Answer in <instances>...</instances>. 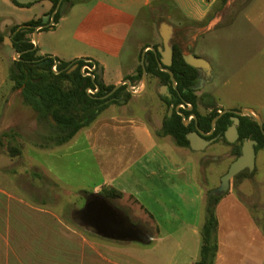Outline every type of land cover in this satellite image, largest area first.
<instances>
[{
  "label": "rangeland",
  "instance_id": "374dc122",
  "mask_svg": "<svg viewBox=\"0 0 264 264\" xmlns=\"http://www.w3.org/2000/svg\"><path fill=\"white\" fill-rule=\"evenodd\" d=\"M84 1L77 12H58L55 31L40 29L34 46L38 47L40 40L41 46L53 49L66 38L75 50L95 53L105 64L106 77L115 79L120 64L136 73L139 54L146 45L160 44L159 24L165 22L177 30L175 40L184 53L192 51L212 65L214 78L200 92L211 94L219 109L252 108L264 124V0H155L147 8L133 6L126 10L114 0ZM48 9L49 3L44 0L25 7L0 0V134L14 130L13 138H3L4 145L0 146V229H7L9 223L14 226L15 237L20 232L12 248L3 246L0 239V264H76L81 237L123 247L127 254L122 257L132 263L142 259L149 264H186L190 257H199L201 236L192 232L193 224L203 223L207 194L219 186L220 177L235 158L238 143L212 141L195 153L196 164L187 155L174 154L164 147L172 166L171 178L180 187L181 202L176 197L167 211L158 208L155 212L165 231L173 236L155 233L151 221L127 199L111 202L129 221L154 235L148 244L98 237L92 229L79 225L73 213L84 206L95 186L108 178L112 163L114 135L111 128L100 126L102 122L123 121L116 125H122L128 133L132 131L129 121L137 123L146 117L156 133L167 107L156 92L158 80L148 76L144 95L129 98L126 104L110 105L100 114L97 128L101 127L102 140L94 142L91 137L73 145L83 134L79 131L69 144L41 148L39 134L46 122L25 103L21 89L14 88L9 79L10 67L19 54L4 38L10 39V27L16 23L31 19L42 22L49 15ZM73 32L77 33L76 40ZM121 42L124 47L119 57L110 58V51L119 50ZM140 84L141 80L135 82L132 90ZM141 106L147 110L144 112ZM197 108L202 113L208 110L200 102ZM8 140L21 149L19 155L9 153ZM196 183L204 187L203 207L196 197ZM221 196L215 210L220 226L218 241L224 246L247 248L242 237H247L252 228L245 222V213L264 235V149L257 152L253 170L244 169L239 177L232 178ZM180 227L177 234L175 229ZM260 248L254 255L264 264V243ZM247 251L252 254L251 249Z\"/></svg>",
  "mask_w": 264,
  "mask_h": 264
},
{
  "label": "trees",
  "instance_id": "16d2710c",
  "mask_svg": "<svg viewBox=\"0 0 264 264\" xmlns=\"http://www.w3.org/2000/svg\"><path fill=\"white\" fill-rule=\"evenodd\" d=\"M11 1L20 7L29 6L33 3L20 4L16 0ZM50 1L52 2V7L48 12L49 14L55 9L59 0ZM78 1L62 0V2H67L70 5ZM225 1L223 0V2ZM59 18L60 14L56 11L53 16V22L56 23ZM38 24H41L40 19L29 20L10 28L12 48L15 52H19V57L14 60L13 65L10 67L9 79L13 82L14 88L21 89L25 103L37 112L40 120L46 122L44 131L39 134L40 143L38 145L41 148H54L70 141L82 127L90 125L110 104H118L121 99L127 102L131 94L126 90V85L123 84L108 97L100 98L99 96L108 93L114 85H105L102 79L97 81V75H94V77L83 75L81 67L85 64L84 58L65 62L49 55L37 56V47L33 49L34 44L31 40L33 39L34 27ZM49 28H53V24L46 27V29ZM150 55L153 56V53H150ZM145 60L148 62L145 67L146 72L157 75L159 67L156 59L146 57ZM180 60L182 61V55L179 47L176 46L174 48L173 65H176ZM54 61H58L56 71L52 70ZM75 64V69L68 72ZM91 64L93 65V63H89V65ZM134 71L137 74H128L123 77L128 79L131 85L141 80L142 66L140 63ZM190 79H194V74L191 75ZM166 80H168V76L164 79V82ZM182 87L177 86V89L180 91ZM96 88L98 90L95 94L88 92V89ZM171 90L175 91L173 88ZM213 100L211 94H204L201 98L193 96L189 99L194 106L193 111L196 112L198 126L204 132L211 130L212 119L218 115L219 110H222L215 106ZM198 102L204 108H211V110L204 113L196 111ZM168 105H170V102ZM184 114L186 117L188 112H184ZM232 115V113H224L217 119L212 135L216 137V141L220 139L225 141L223 134L229 124H231L229 117ZM194 129V122L191 125H184L181 115L173 110L170 116L165 115L161 129L157 131V134L159 136L170 135L176 145L189 147L186 134ZM238 133L239 143L236 145L235 156L240 154L241 140L243 138L257 140L259 141L257 149L264 148V133L252 117L248 115L239 117ZM13 136L14 130L12 129L1 132L0 146L4 145L3 138L9 137V139H12ZM7 149L11 155H19L21 153V149L13 145L10 140L7 141ZM241 174L242 171L234 178L239 177ZM84 192L87 193L86 191ZM98 193L110 201L121 199L123 196L121 191L111 186L103 187ZM221 197V195H210V191L207 194L204 220L200 229V252L194 264H214L218 251V220L215 215V208ZM95 235L98 236L97 234Z\"/></svg>",
  "mask_w": 264,
  "mask_h": 264
},
{
  "label": "crops",
  "instance_id": "0c3cea01",
  "mask_svg": "<svg viewBox=\"0 0 264 264\" xmlns=\"http://www.w3.org/2000/svg\"><path fill=\"white\" fill-rule=\"evenodd\" d=\"M44 1L49 3V9L47 10L48 13L50 8L52 7V2L50 0ZM153 1L155 0H114V3L121 10H126L133 6L144 9L146 7H149ZM65 3L67 4V6L62 15L66 14L67 10H69L70 12H77L79 8L84 6L85 1L83 2V0H81L72 5L67 2ZM194 19H198V17ZM58 21L56 23H54L53 21L50 23L53 24V28H51L54 29L53 31H55V25L58 23ZM14 25H18V23ZM41 33L42 32H40V34ZM76 34L77 33L73 32L74 39L76 37ZM31 41L33 42V39ZM61 43L62 45H60L59 41V44H57V46H55L53 49H46L43 47V45L41 46V41L39 40L36 55H49L53 58H57L65 62L84 58L90 63L94 62L95 64H99L102 68V81L105 85H115L119 83L123 80V77L125 75L130 74L132 71V68L124 70L123 65L120 64L117 68L116 78L108 79L106 77L105 64L97 59L99 57L95 53H87L75 50V45L72 42H67L66 38L62 39ZM123 47L124 46H122L121 42L119 50L112 52L110 51V58H118V54L120 51H122ZM142 95H144V92L140 95L131 94L130 99L141 97ZM120 103L126 104L125 102ZM107 108H105L104 110H106ZM141 110H144L145 112L147 108L141 106ZM100 114L94 119L92 123H90V125L82 127L79 130L83 134L81 136H79V134L78 137H76L77 140H75L73 144L78 145L81 140H88L91 137L93 138L94 142L102 140L103 138H100L99 135V133H101L100 126L104 128H111V131L113 132L114 138L112 142L113 146L111 148L112 163L111 167L109 168V175L108 178L104 179L101 184L95 186L93 192L98 193L105 186L116 188L123 193L121 199H127L132 202V204L142 212L144 217H146L147 220L151 221V223L155 227V233L160 235L163 233L166 234L167 230L165 231L162 225L163 222L158 219V217H156L155 210L158 208H165L167 211L168 208L172 206L171 203H173V200L176 197H178L179 201L181 202V195L178 192L180 187L175 184L171 178L173 176V171L171 169L172 166L167 162L166 158L168 157V155L166 154L164 147L167 146L171 148L174 154L187 155L194 164L197 163V156L195 153H197L198 151L192 150L190 147H182L178 145L172 146V141L168 138L169 136H159L157 132H153L151 123L146 117L143 120L137 121V123L129 121V129H131L132 131H129L128 133L125 127H123L122 125H116L117 123L122 124L123 121H114L116 119H111L110 121L112 122L104 121L99 126V128H97L99 123V120L97 119L99 118ZM95 125L97 129H94ZM69 143L71 142L68 141L65 144ZM159 146H162L163 149L159 148ZM194 185L198 190V194L196 195V197L198 198L200 206L203 207L204 187L199 186L197 183ZM218 205H216L215 210L218 208ZM245 216V222L250 225V228H252V232L247 237H242V239L246 241L247 248L234 246L230 247V245H225V247L223 242L218 241V251L214 260V264H228L230 262L232 264H262L260 258L255 256L254 254L258 250L261 251L260 246L262 245V243H264V235H262L260 227L255 224L254 219L246 213ZM179 222H182V220ZM202 224L203 223L199 224L195 222L193 224L194 226L192 228V232L194 234L200 235ZM219 228L220 226L218 223L217 234L219 232ZM180 229L181 227L176 228L175 232L178 234V232H180ZM177 234L175 236H177ZM166 235H168L169 237L173 236L172 233H167ZM151 236L152 238L154 237V235L152 234ZM0 239L3 241V246L12 248L15 246L16 240V242L18 243V240L20 239V232L15 237L13 224L10 225L9 223H7V229H0ZM81 240L82 246L77 247L76 249V264H149L148 262H144V260L142 259L140 261H137L136 263L128 261L126 258L122 257V255L126 253L123 247L120 248V246H114L112 244H107L106 242L103 243L90 241L85 237H81ZM246 249H251V251L249 252H252V254L247 253L248 251ZM190 258L191 259L186 264H194V262L198 259V257L196 256Z\"/></svg>",
  "mask_w": 264,
  "mask_h": 264
},
{
  "label": "water",
  "instance_id": "95a60500",
  "mask_svg": "<svg viewBox=\"0 0 264 264\" xmlns=\"http://www.w3.org/2000/svg\"><path fill=\"white\" fill-rule=\"evenodd\" d=\"M20 4H28L32 3L37 0H16ZM67 4L59 0L55 9L51 12V14L47 15L45 19L34 27L33 30V44L37 41V33L39 29L46 28L50 23L53 21V16L55 12L58 10L62 15L65 11ZM51 19V22L48 21ZM159 32L163 39V47H158L157 50L153 46H148L146 48L151 49L154 53L158 51L162 56V60H158V62L166 67L171 64V55H172V48L170 44V38L172 35V27L165 22H162L159 26ZM9 41L10 46H12V42L8 38H4ZM35 46L33 47V49ZM144 48L141 52L140 63L142 66V77H141V84L138 87V90L133 91L131 89V84L128 79H123L119 83L115 84L113 88L103 96H99L100 98L108 97L112 94L116 89H118L121 85L125 84L126 89L131 94L140 95L144 91H146L148 87V78L146 72V65L148 64L145 61V51ZM19 54V52H16ZM15 54V55H16ZM184 60L191 66L206 71L207 74L210 72V64L203 59L202 57H198L192 52L183 53ZM18 59V58H17ZM86 60V59H85ZM92 62V61H91ZM93 63V67L96 68V74L98 76L97 81L102 79V68L101 65ZM76 64L73 65L68 72L75 69ZM171 74V80L173 81V74L169 69H166ZM137 74V72L135 73ZM166 89V86H164ZM200 88V85L197 87ZM92 90L93 92L97 91ZM192 105L190 104L191 109ZM172 111V109H169ZM224 113H232L233 115L230 117L231 124L225 130L223 136L228 143H233L238 138V130L237 127L239 125V117L243 115H248L252 117L257 124L259 125L260 129L264 133L263 122L261 120V116L252 108H243V109H222L219 110L218 115L215 116L211 121V130L209 133H205L201 131L198 126H196V130L189 132L186 134V138L189 141V147L195 151H201L205 147H207L214 139L206 140L204 136L211 134L214 131V126L217 119ZM183 116V113L180 112ZM195 120L197 117L193 114ZM188 120H184V123L187 124ZM257 144L256 140L253 139H246L244 138L241 145V153L239 156L234 159L227 171L220 177V184L218 187L212 189L210 191V195L212 196H219L227 191L230 185V180L234 178L238 173L243 171L244 169H248L252 171L255 166V145ZM74 217L79 225L84 228H89L94 231L95 234L102 238L117 240V241H136L144 244H148L152 240L151 234L144 230L142 227H138L133 224L127 223V221L120 215L117 207L106 197L102 196L99 193H92L87 199L84 206L75 211Z\"/></svg>",
  "mask_w": 264,
  "mask_h": 264
},
{
  "label": "flooded vegetation",
  "instance_id": "af4514ba",
  "mask_svg": "<svg viewBox=\"0 0 264 264\" xmlns=\"http://www.w3.org/2000/svg\"><path fill=\"white\" fill-rule=\"evenodd\" d=\"M160 24H159V26H160ZM170 26L172 27V35H171V38H170V44H171V48H172L171 64L168 67L160 64L158 62V60H162L163 56L158 51H156V53H154L151 49L146 48L148 46H153L157 50L158 47H161V48L163 47V39H162V36L160 35V32H159V36H160V39H161L160 44L146 45L144 47V48H146L145 57L144 58H146V57L147 58H155L157 66L159 67L157 75L147 73V78H148V76H153V77H155L158 80V85H157V88H156V92H157L158 96L161 98V100L164 103V105H166V107H167L165 115L170 116L172 114L173 110H175L178 114H180V112H182L183 116L181 114L180 115L183 118V123H184V120H186V119L188 120L187 124L184 123V125H191L194 122L195 123V129L194 130H196V126H198V119L195 120V118L193 117V114L196 115V112L193 111L194 106L190 103L189 99L192 98L193 96H197V98H201L204 94H209V93H201L200 91L202 90V88L204 86H206L207 84H209V82H211L213 80L214 71H213V67L210 64V62L207 61L205 58H203V59H205L210 64V72H209V74H207L206 71H204L202 69L199 70V69L189 65L184 60V58H183L184 51L180 48V45L177 44V42L175 40L176 37L178 36V32L174 28V26H172V25H170ZM176 46L179 47V49H180V52H181V55H182V61L180 60L176 65H173L174 48ZM187 52H192V51L187 50ZM150 53H153V56H151ZM139 58H141V53H140V57H138V59ZM139 63H140V60H139ZM166 69H169L172 72L173 78H174L173 81L171 80L170 72L168 70H166ZM93 74L97 75L96 74V68H94ZM193 74H194V79L191 80L190 78H191V75H193ZM167 76H168V80H166L164 82V79L167 78ZM199 85H200V88L198 89L197 87ZM164 86H166V89L164 88ZM177 86H179V87L180 86L181 87L185 86V87H182V89L179 91L177 89ZM171 88H173L175 91H172ZM92 90H96V89H92ZM95 92L92 91V93L91 92H89V93L95 94ZM198 92H200L199 96L197 94ZM124 101H125L124 99L120 100V102H124ZM169 102H170V105H168ZM190 104L192 105V108L188 109V108H190ZM169 109H172V111H169ZM210 110H211V108H209L207 111H210ZM196 111H199L198 108H196ZM184 112H188L186 117H185ZM165 115L163 116V118L165 117ZM196 117H197V115H196ZM163 118L161 119V122H160V129H161V126H162ZM198 128H199V126H198ZM194 130H191V131H194ZM237 130H238V127H237ZM191 131H189V132H191ZM209 132L210 131L205 132V133H209ZM212 135H213V132L211 134H209V135L204 136V138L206 140L214 139L213 142H216V140H217L216 137L212 136ZM163 136L171 137L170 135H163ZM238 139H239V136L235 140V142L229 143V144L239 143ZM242 141L243 140H241V145H242ZM258 143H259V141H257V144L255 145V157H256L257 152L260 149H264V148H258L257 149ZM240 153H241V146H240ZM238 156L239 155H236L234 159H236ZM117 209H118L120 215L127 221V223L138 226L136 223H133V222L129 221V219L127 218V215L125 214V212L123 210H121L119 207H117ZM73 216H74V214H73ZM138 227H140V226H138Z\"/></svg>",
  "mask_w": 264,
  "mask_h": 264
},
{
  "label": "built area",
  "instance_id": "2783aa9c",
  "mask_svg": "<svg viewBox=\"0 0 264 264\" xmlns=\"http://www.w3.org/2000/svg\"><path fill=\"white\" fill-rule=\"evenodd\" d=\"M89 61L88 60H85V64L81 67V71H82V74L83 75H90L91 77H94V74H93V70H94V67L93 65H89ZM58 67V61H54V63L52 64V70L56 71ZM135 86H133L132 88H134ZM90 89H88V92H89Z\"/></svg>",
  "mask_w": 264,
  "mask_h": 264
}]
</instances>
